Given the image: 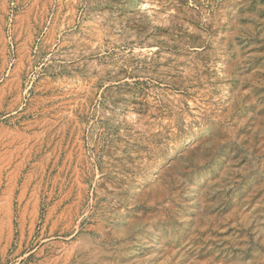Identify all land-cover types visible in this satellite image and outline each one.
<instances>
[{"label":"rangeland","instance_id":"374dc122","mask_svg":"<svg viewBox=\"0 0 264 264\" xmlns=\"http://www.w3.org/2000/svg\"><path fill=\"white\" fill-rule=\"evenodd\" d=\"M0 264H264V0H0Z\"/></svg>","mask_w":264,"mask_h":264}]
</instances>
